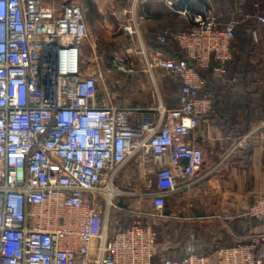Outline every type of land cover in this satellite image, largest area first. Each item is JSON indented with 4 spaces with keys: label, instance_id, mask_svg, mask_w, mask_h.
<instances>
[{
    "label": "built area",
    "instance_id": "obj_1",
    "mask_svg": "<svg viewBox=\"0 0 264 264\" xmlns=\"http://www.w3.org/2000/svg\"><path fill=\"white\" fill-rule=\"evenodd\" d=\"M163 1L171 7L172 0ZM86 11L83 0H0V264H264V234L209 255L197 252L190 234L180 259L157 261L156 231L142 222L143 212L119 204L138 194L117 185L128 164L141 181L152 168L155 189L146 194L157 219L168 195L205 178L199 175L203 151L191 140L212 100L201 94L205 79L198 70L214 64L228 81L238 19L222 22L210 9H175L188 25L164 28L156 41H173L182 57L166 56L159 47L138 51L153 83L159 73L178 83L176 104L157 95L145 107L118 105L99 94L104 78L96 59L88 68L81 64ZM124 13L130 18L122 30L139 37L136 21L145 15ZM247 19L264 29V14L242 13ZM249 34L258 42V28ZM112 66L137 70L124 57ZM251 141L264 148V118L237 136L230 151ZM120 210L134 220L112 228L110 217ZM245 217L264 219V195Z\"/></svg>",
    "mask_w": 264,
    "mask_h": 264
},
{
    "label": "crops",
    "instance_id": "obj_2",
    "mask_svg": "<svg viewBox=\"0 0 264 264\" xmlns=\"http://www.w3.org/2000/svg\"><path fill=\"white\" fill-rule=\"evenodd\" d=\"M192 2H194L193 7L190 6L192 9H188V6L180 8L198 13L210 9L222 22L232 16H235L239 21L236 31H241L246 41L235 43V38L233 39L232 59L228 63L226 74V77H231V79L236 77V80L227 85V82H223V78L219 76L214 67L212 68V78L219 89H225L227 92L223 94V97L220 96V99L225 97L233 105L249 100L251 111L247 126L249 128L264 118V29L257 27L259 40L256 43L253 42L249 30H246L243 25L242 13L254 15L259 10L264 11V0H244V5L240 8L236 4L237 0H217V2L194 0ZM165 8H168V5L163 0H116L108 12H110L111 20L118 23V27L120 26L119 36L139 42L140 46L159 47L166 56L180 57L181 54L176 43L168 41L167 44H159L156 41V35L160 30L164 28L180 30L188 25L187 20L175 12V9L171 8L172 14H170L164 11ZM130 10H134L136 15L142 14L146 17L142 21H136L141 31L139 37L122 30V25L126 24L130 18L124 12ZM178 15H180L179 20L172 21L173 23L168 21V17ZM245 42L253 45V48L241 47ZM129 50L131 51V48ZM138 50L139 48L136 51ZM140 67L142 71V66L140 65ZM135 68L137 69L136 66ZM135 74H137L136 70ZM170 80L176 84L173 99L165 101L162 93L157 91L156 99H153L152 103L145 107L153 105L157 100V95L165 103L167 102L168 106L176 104L175 95L179 85L176 81ZM150 81L153 83L152 79ZM154 82L153 84L157 87V80L155 79ZM99 86V94L102 97L108 96L113 101L109 88L105 85L104 87H102L103 85ZM109 86L111 89H115L114 86L110 84ZM136 86L139 85L136 84ZM219 104L221 103L219 102ZM236 117L240 116L235 114L234 118ZM238 121L240 124L244 123V120ZM236 130L237 126L233 128L231 126L221 127L210 116H204L194 130L191 142L203 151L204 160L199 175L205 173V178L189 188L180 187L179 190L166 197L168 203H165L163 210L169 209L170 214H163L161 218L178 217L186 226L191 227L188 237L193 234L196 249L201 253L214 252L220 247L239 242L246 243L250 236L264 234V219H254L251 226H245L250 221L249 217H245L248 207L257 197L264 195V168H262L264 148L259 142L251 141L230 151L236 138L234 132ZM183 183V181L178 182L179 186ZM117 185L138 193L125 198L121 203L123 208L143 212L142 220L153 218L151 216V197L146 194L155 189L151 167L146 179L141 181L134 165H126L119 174ZM262 250H264V245H262Z\"/></svg>",
    "mask_w": 264,
    "mask_h": 264
},
{
    "label": "rangeland",
    "instance_id": "obj_3",
    "mask_svg": "<svg viewBox=\"0 0 264 264\" xmlns=\"http://www.w3.org/2000/svg\"><path fill=\"white\" fill-rule=\"evenodd\" d=\"M65 0H54L56 4ZM217 2V0H214ZM116 0H83V4L87 8L86 21L88 27V38L82 47L81 64L85 63L86 67L93 63L98 65V70L103 75L105 87H108L113 97V101L119 105H149L153 99H156V92H161L165 101L173 99L176 91V84L168 77L162 76L160 73L157 77V87L150 81L151 78L142 72V55L139 51V42H134L125 36H119L120 31L118 23L111 20L109 9L113 6ZM87 3L92 5V9L87 7ZM214 5V2L212 3ZM194 2H190L188 9H192ZM217 5V4H216ZM171 7L165 8L164 11L171 13L172 9H181L180 3L177 0L171 1ZM191 6V7H190ZM97 8L99 11L97 12ZM174 16V15H173ZM183 16V15H182ZM186 19L185 16H183ZM180 15L168 17V21L172 22L179 20ZM178 22V21H177ZM173 23V22H172ZM176 23V22H175ZM154 40V39H153ZM135 46V47H134ZM131 48V51L129 50ZM250 48V45H247ZM115 57H124L131 61L136 67V73H122L117 71L112 66V61ZM140 58V60H139ZM134 59H136L134 61ZM90 69V68H89ZM228 79V78H227ZM110 85L115 89H111ZM139 85V86H136ZM108 85V86H107ZM167 103V102H166ZM170 202V201H169ZM168 203L167 200L165 202ZM169 205V204H168ZM151 218V217H150ZM134 220V214L124 211H114L110 217L112 228H123L129 226ZM143 223L150 224L158 233L159 238L164 244H168L173 249L179 247V244L189 235L191 227L186 226L178 217L172 219L163 218L161 221H154L152 218L142 220ZM236 222V221H235ZM178 254V252H175ZM174 254V253H173ZM169 253L168 256H172ZM175 255V254H174Z\"/></svg>",
    "mask_w": 264,
    "mask_h": 264
},
{
    "label": "trees",
    "instance_id": "obj_4",
    "mask_svg": "<svg viewBox=\"0 0 264 264\" xmlns=\"http://www.w3.org/2000/svg\"><path fill=\"white\" fill-rule=\"evenodd\" d=\"M194 0H182L179 1L180 5L182 6H188L190 2H192ZM87 7L92 9V5L90 3H87ZM256 14H264V11H258V13ZM244 27L246 28V30L248 29L249 31L252 28H257L258 25L256 24L254 19H247L246 21L243 22ZM237 28V27H236ZM235 43L238 41H243L245 40V38L243 37L241 31H236L235 29ZM246 41V40H245ZM240 44V43H239ZM249 43L245 42L241 47H247ZM250 45V44H249ZM250 48H253V45H250ZM231 49H232V43H231ZM179 50V49H178ZM181 54V53H180ZM182 57V54L181 56ZM179 58V57H178ZM214 67V64H212L210 66V68L208 69H200L198 70L200 75L205 79V87L203 88V90L201 91L202 95H208L211 100H212V111H210L209 113H207L205 116H210L212 119L215 120V122L219 125V126H231L232 128L237 126V130L234 131L235 132V136H239L240 134H242L243 132H245L248 129V124H249V119H250V108H249V100H245V101H241L238 102V104H232L230 103V101L227 98H222L220 99L219 97H223V94L227 93L225 91V89L222 88H218L215 81L212 78V68ZM231 77L228 78L227 81V85L231 82ZM219 102L221 104H219ZM238 115L240 117H236L234 118V115ZM238 120H244V123L240 124V121ZM167 219V218H166ZM169 220L172 218H168ZM256 218H251L250 217V221L245 224V226L249 227L253 224V221ZM162 221L163 218L161 219H154V221ZM238 222V221H236ZM155 230V229H154ZM156 231V230H155ZM160 236V235H159ZM158 233H156V242H157V246H158V252L157 255L155 256V260L157 261H162L166 258L169 259H180L183 251H184V246L185 244L189 241V237L188 235L186 236V238L179 244V247L177 246V248L173 249V247H171L168 244H164L162 242V240L159 238ZM196 246V245H195ZM183 247V248H182ZM178 252V254H176L175 252ZM198 253H201L199 251H197ZM169 253H174L172 256H168ZM213 252L210 253H201V254H212Z\"/></svg>",
    "mask_w": 264,
    "mask_h": 264
},
{
    "label": "water",
    "instance_id": "obj_5",
    "mask_svg": "<svg viewBox=\"0 0 264 264\" xmlns=\"http://www.w3.org/2000/svg\"><path fill=\"white\" fill-rule=\"evenodd\" d=\"M119 204L121 205V202H119ZM164 215H169L170 214V210L169 209H165L163 211ZM197 213V212H196Z\"/></svg>",
    "mask_w": 264,
    "mask_h": 264
}]
</instances>
